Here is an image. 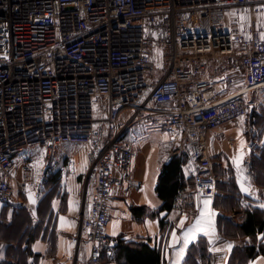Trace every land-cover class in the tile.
I'll use <instances>...</instances> for the list:
<instances>
[{"label":"built area","instance_id":"1","mask_svg":"<svg viewBox=\"0 0 264 264\" xmlns=\"http://www.w3.org/2000/svg\"><path fill=\"white\" fill-rule=\"evenodd\" d=\"M263 90L264 0H0V205L45 184L32 153L77 147L94 180L78 239L100 264L123 241L109 206L133 181L135 127L169 133L212 199L209 137Z\"/></svg>","mask_w":264,"mask_h":264},{"label":"crops","instance_id":"2","mask_svg":"<svg viewBox=\"0 0 264 264\" xmlns=\"http://www.w3.org/2000/svg\"><path fill=\"white\" fill-rule=\"evenodd\" d=\"M129 139L135 145L133 181L114 189L108 233L121 238L124 246L147 243L161 251L163 264H171L176 259L173 249L168 247L171 233L175 231L180 236L179 224L184 217V229L190 227L208 199L197 195L193 188L192 178L197 169L189 158L182 173L183 187L176 195L173 208L163 210L164 200L157 193L159 176L163 167L178 155L171 135L167 132L145 134L143 127L137 126ZM231 140L233 147L229 144ZM242 141L245 176L251 177L257 198L241 192L237 183L239 174L233 160L239 155ZM208 146L216 163L214 174L218 180L217 194L209 205L215 214L216 234L211 238L212 243L208 236L198 234L189 244L181 264H230L237 255L242 258V264H264V259H259L264 257V240L259 238L264 236V230L250 236L237 228L248 219L255 227L264 221V208L260 207L264 204V107L255 106L249 117L243 118V122L239 120L237 128L227 125L216 131L209 137ZM60 147H68L73 152L53 154L39 175L34 170L36 181L45 175L43 186L26 195L16 193L12 204L0 205V264H88L90 244L78 236L94 180H87V162L84 163L86 159L77 147ZM72 158L76 159L75 172L68 170ZM30 195L35 203L30 201ZM135 208L143 211L137 216L133 212ZM161 221L165 222L163 230ZM202 240L207 242L208 253L200 249ZM228 244L233 245L230 251ZM250 255L254 258L249 259ZM100 264H128L125 250L122 248L115 256L104 257Z\"/></svg>","mask_w":264,"mask_h":264},{"label":"trees","instance_id":"3","mask_svg":"<svg viewBox=\"0 0 264 264\" xmlns=\"http://www.w3.org/2000/svg\"><path fill=\"white\" fill-rule=\"evenodd\" d=\"M188 159L189 156L185 153L180 156H175L168 164L163 167L161 171L157 185V193L159 197L164 200L163 210L165 211L172 210V204L175 202L176 195L183 187L182 173H184V167L187 164ZM192 182L194 188V177L192 178ZM141 211H143L141 208L133 209L134 214L137 216ZM256 225L257 227L252 224L251 219H248L242 225L237 226V228L246 235L255 236L256 232H262L264 230V221L259 224L256 223ZM161 227L163 230L165 227L164 221H161ZM199 244L201 251L207 252V242L202 240ZM122 248L125 250L128 264H163L161 251L157 250L156 248L152 249L147 243H138L124 246V242L122 241L119 249ZM251 255H253V253ZM251 255L249 259L254 258ZM207 260L209 262L210 257L207 258ZM241 260L242 258L237 255L233 257L232 260H230V264H242Z\"/></svg>","mask_w":264,"mask_h":264},{"label":"snow or ice","instance_id":"4","mask_svg":"<svg viewBox=\"0 0 264 264\" xmlns=\"http://www.w3.org/2000/svg\"><path fill=\"white\" fill-rule=\"evenodd\" d=\"M241 122H243V117H241ZM244 147L245 145L242 141L239 150V155L233 160V165L236 167L237 172L239 174L237 183L240 186L241 192L245 193L246 195H251L253 196V198H257L255 196V192L252 189L251 177L245 176L246 169L243 167ZM37 163L38 165L40 164L39 161ZM84 163L86 164V160ZM37 175H39V172H37ZM29 199L32 203H35V200L32 199L31 195L29 196ZM210 203H211L210 199L204 201V207L203 209L200 210V215L195 219V222L187 229H184V221L186 217L180 220L179 227L182 229L180 236H177L175 231L171 233L172 241L168 245V247L173 249L174 255L176 257V259L173 260L171 264H181V262L184 260V256L188 249L189 244L197 239L198 234L202 233L203 235L208 236L209 243H212L211 238L215 236L216 233L213 222V217L215 214L212 212V210L209 207ZM260 207L264 208V204H261ZM61 221L63 223V218H61ZM113 235H115V232L113 233ZM259 238L264 240V236H261ZM226 247L227 250L230 251L233 245L228 244ZM218 250L219 249H217V251ZM259 259H264V257H261ZM253 264H258V262H253Z\"/></svg>","mask_w":264,"mask_h":264},{"label":"rangeland","instance_id":"5","mask_svg":"<svg viewBox=\"0 0 264 264\" xmlns=\"http://www.w3.org/2000/svg\"><path fill=\"white\" fill-rule=\"evenodd\" d=\"M249 101L253 106H256V108L259 106L264 107V90L261 91L260 95L257 97H255L253 95L250 96ZM72 152H73V150L68 148V147H57L53 154H63V155L69 154L70 155V154H72ZM183 153L187 154L186 149L183 151ZM31 157L35 161L34 162L35 172L36 173L39 172V174H41V171H43L45 169L46 164H47V162H46L47 158H46V154H45L44 150L36 151L34 154L31 155ZM38 161L40 162L39 165L37 163ZM215 167H214V171H215Z\"/></svg>","mask_w":264,"mask_h":264}]
</instances>
